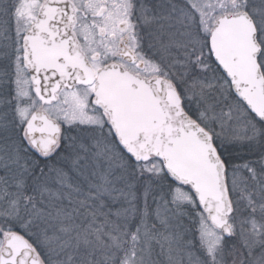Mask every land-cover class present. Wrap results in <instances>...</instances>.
<instances>
[{
    "label": "snow or ice",
    "instance_id": "1",
    "mask_svg": "<svg viewBox=\"0 0 264 264\" xmlns=\"http://www.w3.org/2000/svg\"><path fill=\"white\" fill-rule=\"evenodd\" d=\"M0 264H264V0H0Z\"/></svg>",
    "mask_w": 264,
    "mask_h": 264
}]
</instances>
